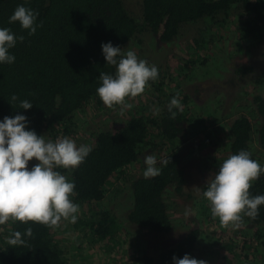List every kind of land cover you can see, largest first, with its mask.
Instances as JSON below:
<instances>
[{
	"label": "trees",
	"instance_id": "1",
	"mask_svg": "<svg viewBox=\"0 0 264 264\" xmlns=\"http://www.w3.org/2000/svg\"><path fill=\"white\" fill-rule=\"evenodd\" d=\"M139 1L136 16L129 10L126 0H0V28H9L17 37H24L10 50L16 57L15 62L0 64V120L23 114L29 121V129L44 137L50 134L56 140L69 133L75 115L85 113L89 105L95 103L103 108L104 103L96 92L101 84L100 73L114 75L116 72L115 66L106 63L101 48L103 43L111 42L126 53L128 45H140L144 36L158 44H170L195 27L201 28L209 22L223 26L228 20L235 19L239 20L237 31L251 50L264 45V0ZM19 5L38 13L37 24L42 23V27H38L34 35H29L19 22L9 23ZM197 44L195 42L194 49H198ZM197 55L193 54L192 60L180 59L176 76L187 77L186 73L192 72L200 58ZM248 66L238 68L237 73L254 72L255 68ZM259 75L256 83L263 87L264 67ZM162 76V83L159 80L149 82L151 92L157 96L153 105L160 109L158 113L147 109V115L145 112L140 116L131 115L116 129H101L94 134L93 150L85 162L68 176L67 169L57 170L75 183L73 202L90 213L84 220L85 234L81 239L88 238L93 246L107 247L122 244L126 238V233H119L122 223L99 206L108 188L119 180L128 183L131 194V206L125 217L130 228L146 229L154 237L165 239L161 250L138 247L134 256L123 252L124 258L118 256L111 264H172L173 256L183 258L185 254L207 261L203 250L213 244L216 246L199 223L196 228L184 232L175 243L169 239L174 224L166 194H172L176 201L180 199L186 206L184 211L190 215H204L211 209L210 202L197 196V190L189 183L187 166L190 164L185 163L184 155L179 153L180 142L200 141L203 146L218 151L223 147L217 134L220 131L226 140L225 159L246 150L253 160L264 166V94L253 95L250 99V113L256 124L240 114L223 128L220 122L202 120L193 113L187 105L190 101L179 87L167 94L170 90L165 86V75ZM156 83L160 84L157 86ZM13 95L33 103L32 108L19 109V101L11 100ZM173 97H177L182 105V110L173 109L175 118L168 111ZM196 150L200 149L194 148L192 152ZM147 151H161L158 161H167L166 164L158 163L161 174L156 178L145 179L131 170L132 166H139L141 154ZM249 193L252 197L264 195V174L252 182ZM217 218L211 213L209 222L223 226V229L231 226L216 221ZM59 222L56 226H46L9 219L0 225V264L78 262V259H72L75 255H70L57 240ZM241 224H250L254 230L244 236L239 249L234 240L223 237L224 250L219 252L225 253L222 264H236L237 258L241 260L240 264L264 263V205L260 206L254 219L243 216ZM29 227L32 229L30 237L25 234ZM16 232L21 233L23 243L11 245L8 241ZM80 248L81 245H77L74 250L78 252Z\"/></svg>",
	"mask_w": 264,
	"mask_h": 264
},
{
	"label": "rangeland",
	"instance_id": "2",
	"mask_svg": "<svg viewBox=\"0 0 264 264\" xmlns=\"http://www.w3.org/2000/svg\"><path fill=\"white\" fill-rule=\"evenodd\" d=\"M126 1L129 10H132L137 16L140 1ZM238 24L239 20L235 19L228 20L223 26L209 22L200 26L201 28L190 29L182 34L176 42L170 44H158L156 40L144 36L140 45H128L125 51L132 50L139 59H144L150 65H155L160 74L157 79L161 81L160 83H162V75H165L166 80L164 83L167 89L170 90L167 94H170L174 90L173 88L179 87L184 96L186 95L190 101L187 105L193 109V113L201 116L202 120H216V122H220L223 128H226L240 114L248 116L253 121L249 107L250 99L253 95L264 94V86L262 87L256 83L264 67L262 65L264 45L251 50L245 39L237 31ZM203 36L204 39L201 40ZM195 42L198 43V49H194ZM195 53L198 54L197 57H200L196 62L198 65L196 64L193 67L192 72L186 73L187 77L185 75L176 76L175 71L179 68V60L182 58L192 60L191 56ZM248 65L255 68L254 72L248 74L249 71L245 72L243 70L241 73H237L238 68H248ZM159 84L156 83L157 86ZM160 89L162 90L163 87ZM151 91L150 87H146L141 95L135 98H126L127 102L132 104V108L123 111L121 106L118 105L108 107L104 104L103 108H99L95 103L89 105L85 113L75 115L69 133L65 136L60 135L57 139L69 137L75 140L78 146L81 144L93 146L94 134L101 129H116L120 124L126 122L131 115L140 116L147 109L158 113L160 109L153 105V100L157 96ZM145 114L147 115V112ZM253 122L255 123V121ZM217 134L223 143V147L218 151L203 146L202 142L199 143L200 141H191V143L185 144L182 141L179 143L181 146L179 153L184 155V162L190 164L187 166V171L190 173L189 183L194 190L200 188L202 192L207 184L211 182L215 173L219 171L220 163L225 159L226 145L224 143L226 140L220 131ZM44 138L46 141L55 142L57 140H54L50 134H45ZM197 147L200 150L192 152ZM160 152L147 151L146 154H154L158 158ZM260 153L263 155V152ZM146 154H141L138 167H131L134 175H143L145 170L143 158ZM36 163L38 162L34 159L28 167L31 168ZM60 170H64V168H59ZM72 170L67 169L66 175L68 176ZM127 184L121 180L114 182L105 193L104 200L99 204L115 216L117 222L122 223L120 227L122 231H119V233H126V238L122 240V244L107 247L102 245L93 246L88 238L81 239L85 234L83 231V224L86 225L84 220H87L90 216V213H87L88 210L86 211L84 208H79L75 223L64 219L59 222L57 240L65 250L70 252V255H75L72 257L73 260H79L74 262L75 264H111L112 259L115 260L118 256L124 258L123 252L127 251V256H134V252L138 247L141 249L147 248V250H161L164 248L163 242L165 239L154 237L146 229L133 230L125 221L132 200ZM197 196L203 198L198 191ZM165 200L169 205V215L174 224L172 235L169 236L171 243H175L182 237L184 232L196 228V224L199 223L203 227L202 230L210 235V240L216 244V246L213 244L209 249L204 248L205 250H203L207 264H212V262L214 264L223 263L221 259L224 258L225 253H219L224 250L222 249L223 237L228 241L234 240L235 246L239 249L243 245L244 236L254 230L249 226L250 224H241L239 228L230 226L223 229V226L220 227L213 222H209L210 209L204 215L199 213L190 215L184 211L185 204L180 199L176 201L172 194H166ZM218 220H220L219 217L216 221ZM77 245H81L78 252L74 250ZM237 259V263L240 264L241 260Z\"/></svg>",
	"mask_w": 264,
	"mask_h": 264
},
{
	"label": "clouds",
	"instance_id": "3",
	"mask_svg": "<svg viewBox=\"0 0 264 264\" xmlns=\"http://www.w3.org/2000/svg\"><path fill=\"white\" fill-rule=\"evenodd\" d=\"M38 13L31 8L19 5L9 18V23L19 22L21 27L34 35L41 24H37ZM17 37L9 28H0V64H13L16 57L10 50L16 46ZM102 54L107 65L116 67L115 74L100 73V86L97 95L108 106H121V110L132 108L126 98H135L144 93L150 81L158 79L159 71L155 65L139 59L136 53L128 50L126 53L111 42L101 45ZM13 102L19 101V109L29 110L33 103L19 100L15 95ZM182 110L177 97L168 104L172 118ZM158 111V110H157ZM92 146L77 145L69 137L57 139L55 142L45 140L44 135H38L29 129V121L23 114L13 117L5 116L0 120V225L14 219L21 222H35L46 226H56L61 219L75 223L79 205L71 197L75 195V183L57 171L58 168L76 169L92 152ZM38 163L31 168L30 161ZM145 179L156 178L161 174L158 161L154 154L144 156ZM264 174V166L251 158L246 150L231 155L219 166L211 182L201 192L203 198L211 205L213 216L219 217L224 225L239 228L242 217L255 218L259 208L264 205V195L250 196L252 182ZM187 214V213H186ZM27 236H32V229L25 230ZM9 244H22L21 233L16 232L9 239ZM172 264H207L205 260L196 259L189 254L183 258L172 257Z\"/></svg>",
	"mask_w": 264,
	"mask_h": 264
}]
</instances>
